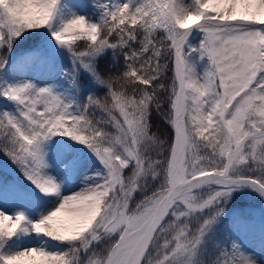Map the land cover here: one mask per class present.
Masks as SVG:
<instances>
[{
	"label": "snow or ice",
	"instance_id": "obj_1",
	"mask_svg": "<svg viewBox=\"0 0 264 264\" xmlns=\"http://www.w3.org/2000/svg\"><path fill=\"white\" fill-rule=\"evenodd\" d=\"M59 4L0 0V49L51 27ZM100 7L99 22L74 16L52 35L107 88L103 96L76 108L51 87L0 91L18 106L0 113V151L58 198L38 220L0 210V264H255L210 233L236 187L264 193V0ZM194 30L203 34L196 46ZM108 50L116 71L101 74L96 59ZM196 53L210 62L204 73L192 62ZM54 136L87 145L102 178L63 195L46 172L45 144ZM20 237L34 243L10 250ZM210 244L220 251L206 261Z\"/></svg>",
	"mask_w": 264,
	"mask_h": 264
},
{
	"label": "rangeland",
	"instance_id": "obj_2",
	"mask_svg": "<svg viewBox=\"0 0 264 264\" xmlns=\"http://www.w3.org/2000/svg\"><path fill=\"white\" fill-rule=\"evenodd\" d=\"M80 1L81 6L77 14L88 17L91 22L101 20L104 10L100 5L109 2V0ZM111 2L115 3V0H111ZM88 12L94 13L91 18ZM54 24L53 21L51 27L25 32L13 41L10 48L5 46L0 49V62H3V67H0L1 88L6 89L8 86L6 72L10 63L20 58L23 59L27 56L28 51L35 50L39 59L45 60L41 69L55 72L69 86L64 90L54 91L61 95L67 103L79 108L86 102L89 95H98L99 92L104 94L107 92V88L97 83L92 73L74 62L68 49L55 41L52 35L56 31ZM202 39L203 34H192L190 37L193 46L198 45ZM77 43L82 44L84 41H77ZM25 44L28 47L26 46L24 49L23 45ZM195 55L198 56L199 53L193 55L192 62L200 73H204L210 68V62L206 57L197 60L194 58ZM29 65H31L30 61ZM3 97V95L0 97V112L16 113L18 111L17 104L7 98L1 99ZM45 153L48 163L46 172L56 174L52 165L68 156L75 157V167L83 159H90L99 168L103 167L98 157L87 145L68 136L52 137L45 144ZM35 191L36 185L27 179L21 168L4 151H0V199L9 202L8 204L13 205L15 209L20 208L21 212L26 211L29 220H38L42 218L41 215H44L43 211L48 206L45 203L41 204ZM16 198H19V201L12 204L11 201ZM220 207H223V214L214 225L210 236L221 245L223 244L221 240L225 239L227 248H232L233 244L238 245L239 251L244 256L254 261L255 264H262L264 250L252 248L251 236L253 234L264 235V193L252 186H238L228 199L222 201ZM37 209L39 214L34 212ZM32 244L30 239L20 237L10 250H18V248Z\"/></svg>",
	"mask_w": 264,
	"mask_h": 264
},
{
	"label": "bare ground",
	"instance_id": "obj_3",
	"mask_svg": "<svg viewBox=\"0 0 264 264\" xmlns=\"http://www.w3.org/2000/svg\"><path fill=\"white\" fill-rule=\"evenodd\" d=\"M81 6L80 0H60V4L58 6V12L54 19L55 22V30L58 31L63 23L67 22V20L73 18L74 16H78L77 12L79 7ZM192 34L200 35L202 34L198 30H194ZM27 56L23 59H17L10 63L6 72L7 78V87L22 85L25 83H30L37 88L42 87H51L53 90H64V88H68L66 82H63L61 77L57 75L55 72H49L47 70H42V64H44L45 60L39 59V55L35 52V50L28 51ZM195 59L201 60V57L194 56ZM29 61L31 65H29ZM198 70V69H197ZM199 71V70H198ZM74 156H68L67 158L57 161L52 165L55 173L47 172V174L54 176L57 182L61 185V193L63 195H68L73 192L79 191L81 188L86 186L87 183H91L93 180H99L102 178L104 173L103 167H98L92 160L83 159L76 167L74 165ZM99 174V175H98ZM37 197L39 201L47 204L46 210L44 209L43 213L46 215L52 208L55 206L57 201V197L49 196L43 193L39 188L36 187ZM19 201V198L11 201L12 204H16ZM9 202L3 201L0 199V210H4L11 214H16L17 212H21L20 208H16L8 204ZM38 204V203H37ZM23 211V210H22ZM36 214H39V210H34ZM22 213L25 214L26 211ZM43 216V215H41ZM251 246L254 249H259L261 251L264 250V235H256L252 236ZM30 242L34 243V241L30 240ZM19 250V248H18ZM264 264V255H263V263Z\"/></svg>",
	"mask_w": 264,
	"mask_h": 264
},
{
	"label": "trees",
	"instance_id": "obj_4",
	"mask_svg": "<svg viewBox=\"0 0 264 264\" xmlns=\"http://www.w3.org/2000/svg\"><path fill=\"white\" fill-rule=\"evenodd\" d=\"M93 14L88 12V15L90 18L93 16ZM26 46H27L26 44L23 45L24 49L26 48ZM115 63L116 62L114 61L112 51L111 50L105 51L104 54H102L101 56H99L96 59V70L99 71L101 74H109L111 72H115L116 71V67H114ZM119 66H122V64H120ZM168 75L171 76L172 73L169 72ZM168 83L170 84L171 80H169ZM2 90H3V88H1V78H0V91H2ZM98 95L103 96L104 94L99 92ZM1 96L2 95H0V97ZM1 99H6V97H3ZM0 113H2V112H0ZM157 125L159 128L164 129L166 131L167 125L164 124L163 121L158 120ZM154 131H155V129H154ZM216 242L218 243V241H216ZM221 242L223 243L222 245H221V243L220 244L218 243L220 246H223V247L227 246L228 247L225 239H222ZM219 251H220V247H217V246L212 245V244L208 245L206 253H205V260L210 261L214 255H217L219 253Z\"/></svg>",
	"mask_w": 264,
	"mask_h": 264
}]
</instances>
